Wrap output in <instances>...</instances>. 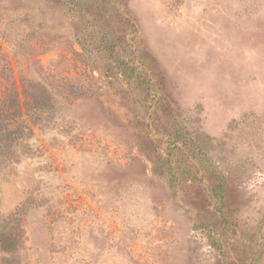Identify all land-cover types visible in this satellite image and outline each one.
<instances>
[{"label": "rangeland", "instance_id": "374dc122", "mask_svg": "<svg viewBox=\"0 0 264 264\" xmlns=\"http://www.w3.org/2000/svg\"><path fill=\"white\" fill-rule=\"evenodd\" d=\"M3 100L0 264H264V0H0Z\"/></svg>", "mask_w": 264, "mask_h": 264}, {"label": "trees", "instance_id": "16d2710c", "mask_svg": "<svg viewBox=\"0 0 264 264\" xmlns=\"http://www.w3.org/2000/svg\"><path fill=\"white\" fill-rule=\"evenodd\" d=\"M4 102H5V104H4ZM19 102V101H18ZM21 102V103H20ZM20 102L18 103L19 105H18V107L20 106V104H24V105H26V110H29L30 111V106H29V104L31 103L30 102V100H20ZM29 106V107H28ZM7 107V104H6V100H3V104H1L0 103V111L1 110H4L5 108ZM16 108H17V105H16ZM33 109H37V107L36 106H33Z\"/></svg>", "mask_w": 264, "mask_h": 264}]
</instances>
